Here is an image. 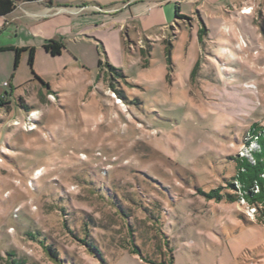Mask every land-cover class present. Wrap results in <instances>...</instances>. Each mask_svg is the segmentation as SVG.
<instances>
[{
  "label": "rangeland",
  "instance_id": "obj_1",
  "mask_svg": "<svg viewBox=\"0 0 264 264\" xmlns=\"http://www.w3.org/2000/svg\"><path fill=\"white\" fill-rule=\"evenodd\" d=\"M56 1L63 53L0 57V257L104 264L89 229L108 264H264V222L198 192L264 124V0Z\"/></svg>",
  "mask_w": 264,
  "mask_h": 264
},
{
  "label": "trees",
  "instance_id": "obj_2",
  "mask_svg": "<svg viewBox=\"0 0 264 264\" xmlns=\"http://www.w3.org/2000/svg\"><path fill=\"white\" fill-rule=\"evenodd\" d=\"M17 1L20 0H0V14L6 15L12 12ZM30 1V0H25ZM261 30L264 32V17L259 20ZM44 49L53 56L61 55L65 49V43L57 39H50L44 45ZM5 49L15 50L16 52V66L20 62L21 54L23 51H29V65L33 66L35 60L36 50L35 47H8ZM102 65V60L99 62ZM40 78V77H38ZM41 79V78H40ZM43 83V79H41ZM248 141L246 145H249L250 151L253 154L254 161L250 160L247 156L241 155L239 152L236 157L229 155V159H234L236 162V174L232 177V180L228 181L226 186L212 188L209 191L199 189L198 192L203 194L209 200H215L217 202H229L234 203L239 201L241 196H244L247 203L255 208V217L258 221L264 222V124L260 122L253 123L247 130ZM256 146H253V145ZM256 185H258V190H256ZM226 187L227 190H224ZM126 217L128 214L124 210H120ZM158 231L161 232V226L158 225ZM88 229V233H84V237L80 238L89 251L95 254L104 264H108L100 246H98L93 240L92 231ZM91 233V234H89ZM38 234V233H37ZM32 239H38L34 232L29 231L27 233ZM91 237V238H89ZM40 243L44 245L46 250L56 258V252L50 245L45 244L44 240H40ZM167 244V241L166 243ZM126 246V245H123ZM133 253H141L139 248L131 249ZM170 251V258L168 263H173V252ZM163 253V252H162ZM145 260L151 264H168L167 261H158L156 259L147 257ZM25 258L19 257L15 250H9L0 257V264H26Z\"/></svg>",
  "mask_w": 264,
  "mask_h": 264
},
{
  "label": "crops",
  "instance_id": "obj_3",
  "mask_svg": "<svg viewBox=\"0 0 264 264\" xmlns=\"http://www.w3.org/2000/svg\"><path fill=\"white\" fill-rule=\"evenodd\" d=\"M63 7L56 0H20L17 1L12 12L6 15L0 14V57L2 53L15 52V50L5 49L8 47H35L32 40H38L43 47L48 40L56 39L55 35H47V32L45 34L43 29L50 24H56V20L58 21L60 15H62L59 10H62ZM250 9L252 10V8ZM152 26L154 24H150V27ZM21 32L26 33L29 38L20 41Z\"/></svg>",
  "mask_w": 264,
  "mask_h": 264
},
{
  "label": "built area",
  "instance_id": "obj_4",
  "mask_svg": "<svg viewBox=\"0 0 264 264\" xmlns=\"http://www.w3.org/2000/svg\"><path fill=\"white\" fill-rule=\"evenodd\" d=\"M250 139V138H249ZM248 141V140H247ZM253 146H256L255 144ZM244 147H246L243 152H241L240 154L241 155H244V156H247L250 160L254 161V157H253V154L252 152L250 151V147L249 145H245ZM256 190H258V185H256ZM240 204H243V205H247L252 211H253V215H255V208L250 206L248 203H247V200L244 196H241V198L239 199L238 201Z\"/></svg>",
  "mask_w": 264,
  "mask_h": 264
},
{
  "label": "bare ground",
  "instance_id": "obj_5",
  "mask_svg": "<svg viewBox=\"0 0 264 264\" xmlns=\"http://www.w3.org/2000/svg\"><path fill=\"white\" fill-rule=\"evenodd\" d=\"M242 12H244V13H251V9L250 8H245Z\"/></svg>",
  "mask_w": 264,
  "mask_h": 264
}]
</instances>
